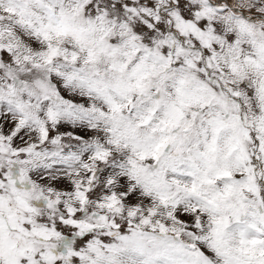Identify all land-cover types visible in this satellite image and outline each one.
<instances>
[{"label":"snow or ice","instance_id":"6c2138e0","mask_svg":"<svg viewBox=\"0 0 264 264\" xmlns=\"http://www.w3.org/2000/svg\"><path fill=\"white\" fill-rule=\"evenodd\" d=\"M0 264H264V0H0Z\"/></svg>","mask_w":264,"mask_h":264}]
</instances>
